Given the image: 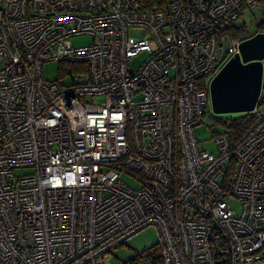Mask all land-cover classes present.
<instances>
[{"label":"built area","instance_id":"obj_1","mask_svg":"<svg viewBox=\"0 0 264 264\" xmlns=\"http://www.w3.org/2000/svg\"><path fill=\"white\" fill-rule=\"evenodd\" d=\"M257 2L0 0V264H101L147 227L161 264H264L263 106L215 152L193 132Z\"/></svg>","mask_w":264,"mask_h":264},{"label":"water","instance_id":"obj_2","mask_svg":"<svg viewBox=\"0 0 264 264\" xmlns=\"http://www.w3.org/2000/svg\"><path fill=\"white\" fill-rule=\"evenodd\" d=\"M264 32H256L238 44L208 84L210 110L215 115L247 113L258 104L264 89L262 63ZM215 264H222L216 260Z\"/></svg>","mask_w":264,"mask_h":264},{"label":"rangeland","instance_id":"obj_3","mask_svg":"<svg viewBox=\"0 0 264 264\" xmlns=\"http://www.w3.org/2000/svg\"><path fill=\"white\" fill-rule=\"evenodd\" d=\"M264 16V1L258 2L252 8H243L237 18L234 20V25H241L245 28L248 33H251L255 28V24L260 21V18ZM71 43L75 46L87 45L89 44L88 36H78L71 39ZM143 55H139L135 59L130 61L131 66H136V61H140ZM57 64L55 62L45 63L42 67L43 76L48 80H53L56 76ZM264 95V90L262 93ZM264 109V104L262 105ZM262 109V110H263ZM264 113V112H263ZM232 116H238V113L228 114ZM213 117L224 118L226 114L215 115L208 110L200 120V123L193 127V132L196 140L198 141L199 147L208 150L210 152H215V146L211 139L213 136V131H220L218 124L215 122ZM224 129V128H223ZM25 169H18L16 173H25ZM233 209L237 208V203L232 204ZM156 233L153 227H147L131 237L125 245H121L116 248L113 252L106 253L101 258V264H121L125 260L131 258L134 253H138L141 250L155 244Z\"/></svg>","mask_w":264,"mask_h":264},{"label":"trees","instance_id":"obj_4","mask_svg":"<svg viewBox=\"0 0 264 264\" xmlns=\"http://www.w3.org/2000/svg\"><path fill=\"white\" fill-rule=\"evenodd\" d=\"M264 0H258V2ZM257 2V3H258ZM256 32H264V16L260 18V21L255 24V28L251 33H248L244 27L241 25H234L233 23L229 26L226 34L230 37L237 38L243 40ZM90 41V38H89ZM262 63V61H261ZM63 63H60L62 65ZM131 66V64H129ZM132 67V66H131ZM134 67V66H133ZM199 87L202 88V85L199 84ZM262 93V92H261ZM260 93L258 104H264V95ZM208 113L205 112L203 116ZM238 116H232L226 114V117L219 118L213 117L215 122L219 125L218 128H221L220 131L230 134L231 141L236 140L240 135H242L254 122V116L246 113H238ZM202 116V117H203ZM228 119V120H226ZM224 128V129H223ZM217 131V129H216ZM213 131V135L215 133H219ZM121 264H161L159 250L156 244H153L138 253H134L133 256L127 260H125Z\"/></svg>","mask_w":264,"mask_h":264}]
</instances>
